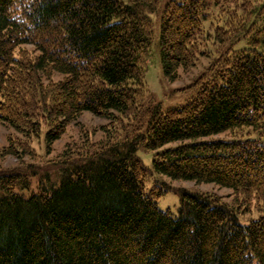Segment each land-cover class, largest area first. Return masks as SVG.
Wrapping results in <instances>:
<instances>
[{"label":"trees","instance_id":"1","mask_svg":"<svg viewBox=\"0 0 264 264\" xmlns=\"http://www.w3.org/2000/svg\"><path fill=\"white\" fill-rule=\"evenodd\" d=\"M160 4L0 0V123L37 135L45 118L48 148L85 111L141 113L144 126L45 176L38 192L23 195L27 180L1 174L0 264H264V0L167 1L159 43L170 81L206 54L200 37L222 44L198 93L168 109L146 104ZM247 128L258 136L214 138ZM141 145L157 150L156 173L229 187L235 203L184 191L178 214L161 209L166 190L146 189ZM254 200L261 214L244 222Z\"/></svg>","mask_w":264,"mask_h":264},{"label":"rangeland","instance_id":"2","mask_svg":"<svg viewBox=\"0 0 264 264\" xmlns=\"http://www.w3.org/2000/svg\"><path fill=\"white\" fill-rule=\"evenodd\" d=\"M169 0H161L160 7L155 13H151L154 25L153 54L149 61L146 73L148 86V98L146 104L156 106L160 103L162 109L181 106L194 97L199 90L198 78L203 74H209V69L214 61L220 56L219 48L222 44L200 37V52L195 65L189 68L179 69V77L170 81L164 74L160 58V17ZM210 21L218 17V7L211 11ZM246 42L242 40L234 47H242ZM229 46V44H228ZM23 50L30 55L35 53L32 44L22 45ZM211 75V72H210ZM63 76L54 75L53 79L58 81ZM141 113L132 116H122L115 113V117L108 118L85 111L75 121L71 122L62 137L56 140L51 148H48L45 132L48 129V122L43 118L42 130L39 134L22 132L7 123H0V175L15 173L21 176L28 188L19 187L17 191L23 195L38 192L45 176H60L63 169L72 163H80L89 155L100 149L102 143H113L117 141L133 140L135 136L144 130L141 121ZM252 134L258 136L251 128L244 129L240 133L225 132L214 136V138H229L234 134ZM180 142H171L163 148L174 147ZM24 147L26 149L24 150ZM12 148L14 154L7 153ZM160 150V149H159ZM157 150H148L140 146L137 155L149 169L146 179V189L154 187L165 189V193L157 199L158 205L163 210L170 209L178 214L181 205V193L191 191L196 193L215 194L223 202L235 203L236 194L229 187L216 183L196 182L192 180H176L166 175L156 173L153 168L154 154ZM251 212H246L241 219L246 222L248 219L258 217L261 213L256 209V200L251 204ZM243 209H245L243 207Z\"/></svg>","mask_w":264,"mask_h":264}]
</instances>
